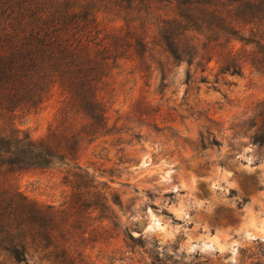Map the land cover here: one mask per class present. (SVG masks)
<instances>
[{"label":"rangeland","instance_id":"rangeland-1","mask_svg":"<svg viewBox=\"0 0 264 264\" xmlns=\"http://www.w3.org/2000/svg\"><path fill=\"white\" fill-rule=\"evenodd\" d=\"M242 4L220 0L219 8L227 20H233V8H243ZM158 6L166 8L164 3ZM99 16L108 29L125 26L113 14L100 12ZM238 29L233 34V26L225 22L206 28L200 35V55L194 56L192 64L186 61L192 56L175 62L156 48L148 71H140L136 61L126 58L112 69L101 89L107 133L81 156L89 171L113 192L109 216L102 222L95 212L86 238L77 241V250L89 264H232V252L220 248L234 242L236 264H264V142L257 141L255 125L264 101V70L248 60H241L239 72L227 64L232 58L226 50L231 48L233 55V45L241 59L253 49L241 40L251 36L249 30ZM157 60L164 61L165 78ZM66 96L55 86L39 109L18 116V125L35 138L44 136L61 122ZM226 144L229 151L219 159ZM249 148L246 155L252 163L237 158ZM161 161L169 167L161 168ZM169 170L171 185L156 183ZM11 180L43 204H68L72 193L58 167L17 169ZM218 181L220 188H214ZM171 187L177 191L165 190ZM224 187L226 194L220 190ZM141 192L153 203L141 205L140 212L151 209L173 226L186 227L193 244L200 237L208 243L216 240L212 245L216 250L181 251L189 239L182 232L169 241L161 239L163 234L146 236L140 221L132 222L135 227L122 226L124 217L137 214L134 209L143 199ZM189 196L204 206L186 209L192 222L185 224L177 213L182 199ZM165 202L168 207H162ZM173 206L175 210H170Z\"/></svg>","mask_w":264,"mask_h":264},{"label":"trees","instance_id":"trees-1","mask_svg":"<svg viewBox=\"0 0 264 264\" xmlns=\"http://www.w3.org/2000/svg\"><path fill=\"white\" fill-rule=\"evenodd\" d=\"M219 1L0 0V264H89L77 241L86 238L95 212L102 222L109 216L113 192L81 156L107 133L101 89L120 59L148 71L158 48L175 62L192 56V64L203 31L225 22L233 34L248 29L251 36L241 40L253 45L246 59L235 45L233 55L226 50L232 71L241 70V60L264 70V0H233L244 5L233 8V20ZM100 12L125 26L108 29ZM157 61L165 78L164 61ZM57 85L67 94L62 120L35 138L17 118L39 109ZM256 118L257 141L264 142V101ZM29 167L62 170L72 187L68 204H43L21 192L11 175Z\"/></svg>","mask_w":264,"mask_h":264},{"label":"clouds","instance_id":"clouds-1","mask_svg":"<svg viewBox=\"0 0 264 264\" xmlns=\"http://www.w3.org/2000/svg\"><path fill=\"white\" fill-rule=\"evenodd\" d=\"M237 146L239 147V142L237 141ZM229 149L227 147V144L225 145L224 151L222 153H220L219 155V159H225L224 153L228 152ZM251 151V149H244L242 154L238 155V159H248L249 163H252L253 158L248 157L246 154L247 152ZM215 158V157H214ZM236 161H231V163H235ZM146 167V165H145ZM163 167H169L168 165H166L163 161H161V168ZM261 168H264V164H261ZM223 171V170H220ZM225 175H230V173H225ZM172 171L169 170L167 172H164L163 175L160 177V179L156 182L158 184L164 185L165 183H167L168 185H171L172 183ZM221 179H224V176L221 177ZM234 186V185H232ZM214 188H220V182L218 181L215 185ZM152 190L155 192L157 189L156 188H152ZM167 191H173L176 192L177 188L176 187H171V188H167L165 189ZM221 192L223 193H227L228 188L224 187L220 189ZM140 196L143 198L142 200H140L139 203L136 204L135 206V211H136V215L135 216H131V214H129L131 216V218L129 219L128 217H124L123 219V224L122 226H129L131 225L132 227H135V225L132 224L133 221H140L141 222V226L144 227V234L148 237H151V235L156 234L157 236H160L161 234L162 237L161 239H167L169 241H175L177 234H180L181 232L185 235L188 236V242L186 245H183L181 247V251H185L187 250L188 252H196L197 249L199 248V250L201 252H209L212 253L214 252L216 249H214L212 247L213 244H217L218 242L216 240H213L211 243L206 242V238L205 237H200L199 240L200 242L193 244L192 243V233L189 232V230L186 227H182V226H173L172 225V221L170 219H167L163 216H160L159 218L157 217V215L155 213L152 212L151 209H149L147 212H140L139 209L141 208V205L145 204V203H153V201H149L147 196L144 195L143 192L140 193ZM155 203L159 204L160 201L156 200L154 201ZM204 206V202L201 201H196L194 198L192 197H186L183 198L179 208L180 211L177 213L178 217L183 219L185 221V224L191 223V219L188 217L187 211L186 209H199L201 207ZM162 207H168L167 202H165L163 204ZM176 206H173L172 209L170 210H175ZM146 225V227H145ZM197 227H199V225H197ZM135 235V233H133ZM249 239H251L252 237H248ZM261 239H264V237H261ZM148 247H152L151 244L148 245ZM221 252L224 251H229L232 252V264H236V260H237V254H236V248H235V242L231 245H228L226 248L221 247L220 248ZM225 264H227V262H225Z\"/></svg>","mask_w":264,"mask_h":264}]
</instances>
